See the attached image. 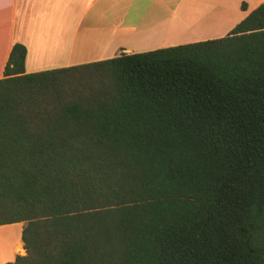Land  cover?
<instances>
[{"label":"trees","instance_id":"obj_1","mask_svg":"<svg viewBox=\"0 0 264 264\" xmlns=\"http://www.w3.org/2000/svg\"><path fill=\"white\" fill-rule=\"evenodd\" d=\"M26 57L0 79L12 264H264V3L223 38L36 73Z\"/></svg>","mask_w":264,"mask_h":264},{"label":"crops","instance_id":"obj_2","mask_svg":"<svg viewBox=\"0 0 264 264\" xmlns=\"http://www.w3.org/2000/svg\"><path fill=\"white\" fill-rule=\"evenodd\" d=\"M264 0H0V79L16 44L26 73L227 36ZM246 9L242 8V5ZM16 225V224H13ZM0 226V264L25 255L22 225ZM6 244V243H5Z\"/></svg>","mask_w":264,"mask_h":264},{"label":"rangeland","instance_id":"obj_3","mask_svg":"<svg viewBox=\"0 0 264 264\" xmlns=\"http://www.w3.org/2000/svg\"><path fill=\"white\" fill-rule=\"evenodd\" d=\"M22 225V224H21ZM19 225H13V228H12V230H13V232H14V234L17 236L18 234H19V227H18ZM7 242H5V240L3 239V238H1L0 239V245L1 246H3L5 249H6V247L8 248V243H9V240H8V238H7V240H6ZM6 243V244H5ZM9 245H10V243H9ZM6 253H7V249H6Z\"/></svg>","mask_w":264,"mask_h":264}]
</instances>
